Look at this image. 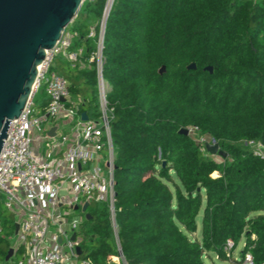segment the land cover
Wrapping results in <instances>:
<instances>
[{"label": "trees", "instance_id": "obj_1", "mask_svg": "<svg viewBox=\"0 0 264 264\" xmlns=\"http://www.w3.org/2000/svg\"><path fill=\"white\" fill-rule=\"evenodd\" d=\"M105 4H83L66 30L75 36L74 50L94 49L88 35ZM103 53L116 222L127 264H207L211 254L264 264V160L246 145H264V2L115 0ZM191 63L196 70L187 69ZM56 66L71 97L82 100L79 113L98 120L96 70L73 68L63 57ZM47 104L45 98L42 108ZM186 128L214 139L226 157H211L180 134ZM88 214L83 259L104 264L117 255L109 208L91 204ZM0 217V263L9 264L15 221L1 205ZM242 239L235 260L230 254Z\"/></svg>", "mask_w": 264, "mask_h": 264}, {"label": "built area", "instance_id": "obj_2", "mask_svg": "<svg viewBox=\"0 0 264 264\" xmlns=\"http://www.w3.org/2000/svg\"><path fill=\"white\" fill-rule=\"evenodd\" d=\"M114 2L106 0L102 18L90 28L88 38L95 46L88 54L83 48L74 50L73 39L66 34L53 50L47 51L38 69L33 95L19 121H13L0 153V202L12 215L15 231L19 227L18 233L8 238L14 250L12 258L18 253L22 256L14 264H93L83 259V253H77L84 243L79 230L88 214V210L82 211L85 204H105L109 208L117 255L107 258L104 264H127L116 222V152L111 135L112 109L107 100L111 86L103 76L104 38ZM59 57L73 68L96 70L98 120L89 115L88 121L82 119V100L71 97L69 81L57 71ZM41 91L48 104L37 114L36 97ZM53 128L56 131L51 136ZM246 145L264 160V145ZM232 248L229 241L226 251ZM248 260L251 261L250 256Z\"/></svg>", "mask_w": 264, "mask_h": 264}, {"label": "water", "instance_id": "obj_3", "mask_svg": "<svg viewBox=\"0 0 264 264\" xmlns=\"http://www.w3.org/2000/svg\"><path fill=\"white\" fill-rule=\"evenodd\" d=\"M85 0H0V153L5 148L9 130L14 120L19 121L33 95L38 69L46 58L47 51L53 50L62 40L69 25L78 16ZM188 70H196L191 63ZM213 73L212 67L204 69ZM163 66L159 74L163 75ZM82 119L88 121L86 112ZM56 128L50 132L55 135ZM180 134L189 136L188 129ZM211 155L226 157L219 145H206ZM163 167L166 162H163ZM89 205L85 204L83 212ZM78 208H76L77 210ZM90 220V214H86ZM19 227L16 226L17 234ZM76 236L73 237V240ZM82 255V247L77 248ZM14 254L10 249L6 261Z\"/></svg>", "mask_w": 264, "mask_h": 264}, {"label": "rangeland", "instance_id": "obj_4", "mask_svg": "<svg viewBox=\"0 0 264 264\" xmlns=\"http://www.w3.org/2000/svg\"><path fill=\"white\" fill-rule=\"evenodd\" d=\"M65 34H66V37H72V39L75 40V36L70 31H67ZM45 98H46V96L44 95V92L43 91H41L38 94V96L36 97V108H35V111H36L37 114H39L41 112V110H42V103H43V100ZM186 129H188L190 131L189 136L191 138H193V140H195L196 142L202 144L204 147H206L207 144H210V145H216L217 144L214 139H212L209 136L202 135L201 132L197 131L194 128H186ZM210 156L213 157L216 160H220L221 161V159H220V157L218 155H210ZM213 177L214 178H217V177H219V174L215 173L213 175ZM0 205L3 207V205L1 204V202H0ZM78 213L80 214V212H78ZM86 220L87 219H86V216H85V220H84V222L81 225L80 230H79L80 231V236L83 239H85V231L87 230V228H86L87 226H86V222H85ZM200 228L201 227L199 226L197 233L194 235V237H197L199 239L201 238V229ZM15 242H16V240H15ZM244 244H245L244 239H242V241L237 245V247L231 252L230 255L233 257V259H235V260H239L240 259V253L243 250ZM10 245H11V243H10ZM21 258H22L21 253H18L14 258H12L10 260V263L9 264L17 263ZM206 263L207 264H232V263H229V262H223V261H221L214 254H211L210 259H207L206 260ZM0 264H5V263L1 262Z\"/></svg>", "mask_w": 264, "mask_h": 264}]
</instances>
